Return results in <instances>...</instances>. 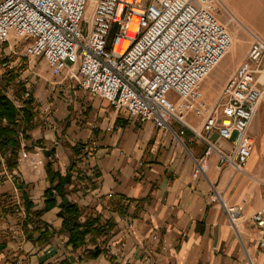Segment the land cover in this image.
<instances>
[{
	"label": "crops",
	"instance_id": "0c3cea01",
	"mask_svg": "<svg viewBox=\"0 0 264 264\" xmlns=\"http://www.w3.org/2000/svg\"><path fill=\"white\" fill-rule=\"evenodd\" d=\"M220 1L237 20H264V0ZM260 37L264 40V32ZM14 46L5 44L4 55L21 54ZM246 50L235 57L234 45L218 67L226 59V74L218 83L244 60ZM36 60L30 59L22 72L32 101L16 108L33 117L27 129L23 117L19 119L14 140L18 153L21 144L30 152L34 146L43 148L42 164L34 168L17 154L6 165L8 177L0 178V264H264V251L257 247L260 231L251 222L256 212L264 216V99L249 127L254 144L243 172L217 169L212 154L205 174L193 178L194 159L205 147L193 141L189 131L180 137V145L173 136L180 125L171 123L170 130L162 132L142 123L78 88L75 80L52 76L46 64ZM189 122L198 123L192 117ZM88 141L98 147L82 167L88 182L79 191L73 173L82 160L79 147ZM212 186L228 205L241 208V241L223 210L210 202ZM15 190L32 220L24 236L10 233L16 218L5 198ZM121 199L129 206L124 208ZM67 205L84 211L79 223L94 214L99 224L109 222L111 231L88 233L82 244L72 245L64 224ZM122 213L130 217L131 229L119 222Z\"/></svg>",
	"mask_w": 264,
	"mask_h": 264
},
{
	"label": "built area",
	"instance_id": "2783aa9c",
	"mask_svg": "<svg viewBox=\"0 0 264 264\" xmlns=\"http://www.w3.org/2000/svg\"><path fill=\"white\" fill-rule=\"evenodd\" d=\"M217 2L0 0V46L20 42L22 58L43 60L52 76L75 80L78 88L105 100L113 109L125 110L130 117L152 123L162 132L169 131L171 123L180 125V130L173 132L180 145V137L189 131L193 141L205 147L202 156L194 159L193 178L205 174L212 154L217 169L230 167L242 173L254 144L249 127L264 99V40L249 33L244 60L209 103L202 84L232 46V37L216 17ZM124 41L128 45L120 51ZM6 57L0 54V91L21 109L32 101L31 88ZM10 82L23 89L19 97ZM190 117L197 125L189 122ZM1 122L6 124L5 119ZM23 134L20 127L18 138ZM97 147L94 141L79 147L82 160L79 171L73 173L79 191L85 190L88 182L82 167ZM20 148L19 160L34 168L42 164L43 148L34 146L33 152L25 144ZM9 156V152L0 151V178L8 177ZM211 192L210 202L223 210L229 228L241 241V208L228 205L215 186ZM9 201L16 218L10 233L24 236L26 212L19 190ZM121 205L128 207V200L121 199ZM119 222L132 228L127 213L119 216ZM251 222L260 231L257 247L264 251L263 212L253 214Z\"/></svg>",
	"mask_w": 264,
	"mask_h": 264
},
{
	"label": "trees",
	"instance_id": "16d2710c",
	"mask_svg": "<svg viewBox=\"0 0 264 264\" xmlns=\"http://www.w3.org/2000/svg\"><path fill=\"white\" fill-rule=\"evenodd\" d=\"M30 103V102H25ZM22 115V116H21ZM23 117V121L26 123V129L28 123L33 117V114L29 111H18L3 95L0 91V151L9 152L10 156L6 160V165L8 162H12L17 156V149L19 144L14 140L15 131L18 128L19 119ZM5 119L6 124H2L1 120ZM18 121V122H17ZM12 166V164L10 165ZM46 174L50 176L51 170L49 165L46 167ZM23 205L25 204L23 196L21 197ZM10 197L5 198V206L11 210ZM84 213L83 210L77 209L73 205H67L64 209V224L66 225L68 232L70 234L69 242L72 245H80L84 241L85 236L88 233H100L102 235H107L111 231V226L109 222L105 225L98 223V216L90 214L87 216L86 221L81 224L78 222V218ZM32 224V220L26 215V220L23 223L22 230L23 234L26 235L28 231V225ZM98 253L92 254L93 256Z\"/></svg>",
	"mask_w": 264,
	"mask_h": 264
},
{
	"label": "rangeland",
	"instance_id": "374dc122",
	"mask_svg": "<svg viewBox=\"0 0 264 264\" xmlns=\"http://www.w3.org/2000/svg\"><path fill=\"white\" fill-rule=\"evenodd\" d=\"M216 17L218 18L219 22L228 31L232 39L235 38V44L233 43L235 45V57H239L242 53V50L244 51L248 48V42L251 39L249 33L257 34L259 36L263 35L264 20H237L236 18H234V15L231 12H229V10L228 12L226 11V6L220 0H218V2L216 3ZM14 43H15L14 49L21 50L23 44L15 41ZM4 48H5V44L1 45L0 51L3 52ZM0 54L1 56H5L4 53H0ZM6 59L9 62H11L12 65L15 64L16 66L14 65L15 66L14 71L16 70V73L21 74V76H23L22 72L27 69L29 60L22 58L20 53H18L15 56L9 55L8 57H6ZM227 61H228V65L230 66L231 65L230 59L227 58ZM37 62H39L42 65H45L43 60H39ZM219 65L212 71V73L207 77V79L202 84L204 96L209 103L214 102L221 85L224 83L223 82L220 84L217 81H219L226 74V59L220 68H218ZM214 77L216 78V81ZM24 81L26 82L25 78ZM10 86H12V89L15 90V92L18 91V93L22 92L21 90H23L20 86H13L12 82H10ZM215 139L216 136H213L212 140Z\"/></svg>",
	"mask_w": 264,
	"mask_h": 264
},
{
	"label": "bare ground",
	"instance_id": "6f19581e",
	"mask_svg": "<svg viewBox=\"0 0 264 264\" xmlns=\"http://www.w3.org/2000/svg\"><path fill=\"white\" fill-rule=\"evenodd\" d=\"M133 21H135V20H133ZM234 39V38H233ZM232 39V46H231V49H230V53H232L233 52V50H234V44H233V42H235V39L233 40ZM127 42L126 41H124L123 43H122V45H121V47H120V51H124L125 49H126V47H127ZM209 87V86H208Z\"/></svg>",
	"mask_w": 264,
	"mask_h": 264
}]
</instances>
